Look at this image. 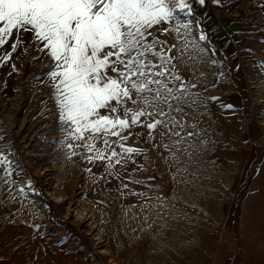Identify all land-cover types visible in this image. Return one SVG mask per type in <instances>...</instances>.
Here are the masks:
<instances>
[{
  "label": "rangeland",
  "instance_id": "obj_1",
  "mask_svg": "<svg viewBox=\"0 0 264 264\" xmlns=\"http://www.w3.org/2000/svg\"><path fill=\"white\" fill-rule=\"evenodd\" d=\"M212 2L210 28L184 12L178 19L190 32L180 28L178 36L175 24L166 33L178 46L176 71L195 85L191 107L171 113L184 125L179 145L167 127L151 140L146 128L133 127L126 141L108 137L121 153L111 163L89 161L85 141L74 139L57 108L49 79L55 64L31 34L10 60L0 59V143L6 136L17 149L21 136L32 152L5 159L0 264H209L226 257L264 264V0ZM242 3L262 13L226 16L249 28L237 45L236 35L222 32L221 13ZM119 143L140 151L123 153Z\"/></svg>",
  "mask_w": 264,
  "mask_h": 264
},
{
  "label": "snow or ice",
  "instance_id": "obj_2",
  "mask_svg": "<svg viewBox=\"0 0 264 264\" xmlns=\"http://www.w3.org/2000/svg\"><path fill=\"white\" fill-rule=\"evenodd\" d=\"M185 10L192 15L190 0H0V48L12 40L11 51L0 59L10 60L25 43L22 35L31 34L30 43L55 64L49 79L57 108L62 120L72 125L74 139L85 141L84 147L92 153L89 161L111 163L121 153L108 137L126 141L132 133H123L133 127L146 128L150 140L159 126L167 127L179 137V145L185 139L184 125L171 113L184 114L182 105L191 107L189 89L195 85L176 71L178 58L173 52L178 46L151 30L175 20L178 36L180 28L190 32L189 25L175 15ZM167 31L161 29L162 34ZM199 40H206L203 32ZM187 44L204 51L195 40H186ZM145 116L151 119L145 122ZM176 128L180 131H171ZM99 136L104 148L96 146ZM117 146L123 153L140 151L123 143Z\"/></svg>",
  "mask_w": 264,
  "mask_h": 264
},
{
  "label": "crops",
  "instance_id": "obj_3",
  "mask_svg": "<svg viewBox=\"0 0 264 264\" xmlns=\"http://www.w3.org/2000/svg\"><path fill=\"white\" fill-rule=\"evenodd\" d=\"M252 1H254V0H252ZM172 2L175 3V0H172ZM190 3L192 5V14L200 19L199 22L201 25L203 23L202 19H204L205 25L210 28L211 24H212L211 20H212L213 15H212L211 11H209L207 9V6L213 5L212 0H205L204 5H201L198 2V0H190ZM254 9H258L262 13L261 8H256V7L251 8V10H248V12H247L245 10L243 3H242V6L237 7V8L225 7L223 12L221 13V15H222V28H221L222 32H224V33L227 32L226 34H228V32H230L233 36L236 35L238 37V39L235 41V42H237V45H239L240 42H242V44L244 45V43L247 41L245 38V34L247 33L249 28L246 27L245 24H243L239 21L236 23V21L229 19L226 16L233 15V14H235V15H237V14H240V15H245V14L251 15V14H253L252 16H255V14H257L258 10H254ZM186 11L187 10H185V12ZM183 13L184 12L178 11L175 13V15L179 18ZM255 21L256 20L252 21L251 27H253L255 25ZM249 23H248V26H250ZM175 24H176L175 20H173V21L169 22L168 24L157 25L151 31L153 32L154 35L159 36V38L161 40L166 41V33H169L171 31V29L175 26ZM161 29H168V31L166 33L162 34ZM232 42H234V41L232 40ZM8 126H9L8 123H6V121H5V122H3L1 127L4 130ZM45 128H47V126ZM6 140H7L6 136H3L1 141H3L4 145L0 149V163L4 167L2 181L5 178V167H6L5 166L6 160L5 159L9 158V159L15 161L21 155L27 156V154L32 153L31 149L26 150V145H23V138L21 136L18 139V141L16 140V142H18V144H19V147L17 149H16V147H14L15 143L14 144L8 143ZM23 148H25L26 151H24ZM2 181H1V183H2ZM209 264H240V263H238L237 260H236V262H232V261L228 260V258L226 257V258H222L220 261H216V262L211 261Z\"/></svg>",
  "mask_w": 264,
  "mask_h": 264
},
{
  "label": "built area",
  "instance_id": "obj_4",
  "mask_svg": "<svg viewBox=\"0 0 264 264\" xmlns=\"http://www.w3.org/2000/svg\"><path fill=\"white\" fill-rule=\"evenodd\" d=\"M3 143H0V149L3 147ZM3 172H4V170H3V166H2V164L0 163V182L2 181V179H3Z\"/></svg>",
  "mask_w": 264,
  "mask_h": 264
},
{
  "label": "bare ground",
  "instance_id": "obj_5",
  "mask_svg": "<svg viewBox=\"0 0 264 264\" xmlns=\"http://www.w3.org/2000/svg\"><path fill=\"white\" fill-rule=\"evenodd\" d=\"M256 84H257V83H256ZM178 194H179V192H178V193H177V192L174 193L173 196H172V199H173V200H176L177 197H178ZM159 207H160V205L157 204V208H159ZM20 218H21V217H20ZM22 221H23V219H22Z\"/></svg>",
  "mask_w": 264,
  "mask_h": 264
}]
</instances>
